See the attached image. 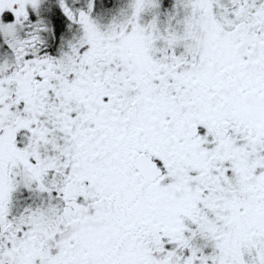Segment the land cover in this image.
<instances>
[{
  "label": "snow or ice",
  "instance_id": "6c2138e0",
  "mask_svg": "<svg viewBox=\"0 0 264 264\" xmlns=\"http://www.w3.org/2000/svg\"><path fill=\"white\" fill-rule=\"evenodd\" d=\"M0 264H264V0H0Z\"/></svg>",
  "mask_w": 264,
  "mask_h": 264
}]
</instances>
